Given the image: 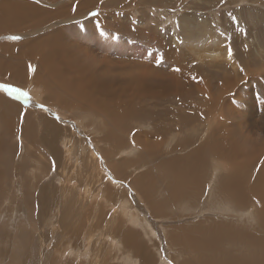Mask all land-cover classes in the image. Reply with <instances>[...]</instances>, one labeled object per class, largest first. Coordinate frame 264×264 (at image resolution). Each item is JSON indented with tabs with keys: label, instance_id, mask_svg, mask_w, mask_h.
I'll return each mask as SVG.
<instances>
[{
	"label": "rangeland",
	"instance_id": "1",
	"mask_svg": "<svg viewBox=\"0 0 264 264\" xmlns=\"http://www.w3.org/2000/svg\"><path fill=\"white\" fill-rule=\"evenodd\" d=\"M29 1L42 4L52 14L49 18L33 17L30 22L18 20L10 26L11 20L2 19L6 9L2 6L3 0H0V57H5L6 53L9 56L5 58L6 62L12 63L9 68L6 66L0 70V84L18 87L30 97L28 101L18 100L0 88V97L7 98L6 104L0 100V264H183V261L184 264H190V261L191 264H205L210 260H215L216 264H221L222 261L226 264H264L262 213L259 209L256 210V203H241L236 198L233 202L222 191L219 192L218 182L222 181V184L226 179L227 183L230 167L217 153L214 155L215 152L210 151L207 159L214 161L205 169L209 175L205 174V178L204 175L200 176L204 181L199 182L201 179H197V182L195 177L191 176V179L188 176L189 180L186 179L181 188L174 177L157 173L155 175L154 167H159V164H152L153 167L147 164L150 166H147L149 170L154 171L143 170L138 157L142 146L133 136L135 131L130 136L119 134L126 142H131L128 148H115L117 142L111 145L108 138L107 141L102 140L106 136H101L103 128L109 130L115 127L108 121L112 117L105 114L106 110L102 109L101 112L92 103V106L88 105L86 101L89 99L73 88L66 87L59 100L50 98L43 90L44 82L33 80L36 74L47 71L44 70L39 52L49 47L50 43L44 42L47 37L51 36L50 42L56 36L70 42L81 39L82 45L98 57L107 56L110 59L106 69L110 78L122 74L124 68L142 66L152 68L154 71H151L157 72V75L160 73L156 69L166 77L174 75L186 82L188 78L193 79L191 84L195 87L201 88L202 84L211 89L215 97L222 95L225 103L219 102V106L215 108L213 122L216 124L219 119H224L234 127L232 118L236 117L235 122L245 125L242 127L250 139L243 141V149L246 156L250 153L252 157L253 154L262 152L260 147L264 148V0ZM26 11L31 14V10L25 7L19 15ZM17 35L21 37L20 40L9 39ZM2 45H10V49ZM229 45L233 49L231 59L228 58ZM29 49L32 51L26 52ZM13 51V56H10ZM14 61L20 64L15 65ZM7 68L11 74L7 73ZM177 68L180 70L176 71ZM135 71L139 73L141 70L131 69L129 74L124 73L120 77L138 75ZM13 74L20 80L14 78ZM23 77L25 78L21 80ZM199 96H193L189 103H199L198 100L203 95ZM8 103H12V107L9 108ZM164 104L170 109L180 107L174 101ZM181 110L185 115L191 108ZM227 110V116L223 117ZM232 112L236 114L233 115ZM43 116L51 123H56L57 131L59 130L56 133L59 138L56 134L53 137L50 132L48 139H55L46 140L47 143L42 138V127L39 126V120ZM239 117L242 118L238 119ZM159 120L175 122L174 117H160ZM141 125L144 131L154 130L152 123ZM141 125L133 126L132 122L121 120L118 129L129 127L136 130ZM181 128H185L184 125ZM183 130L182 134L177 131L165 136L160 133L151 134L149 139H158L152 146L158 153L160 150L166 153V145L171 137L183 142L187 134L193 131L189 127ZM228 130L229 133H235L230 127ZM206 135L210 137L208 131ZM198 138L199 134L192 137L193 141ZM255 142L260 149L254 147ZM251 147L259 152H253ZM175 153L176 151L172 156ZM210 156L214 158L210 159ZM240 156L242 155L239 153L242 161L247 159ZM257 159L261 161L256 160L255 166L261 162L259 166L264 165L261 155ZM217 160L222 164L215 166ZM111 161L113 164L110 165ZM114 162L123 164V169L119 168L117 174L113 171L117 167ZM124 162L127 163L125 166ZM178 165L180 169L181 164ZM201 165L203 164L199 167ZM254 167L251 166L252 171ZM256 168L258 166L255 170ZM263 171L259 174L261 179L258 178L260 185L264 184ZM143 173L147 174L144 177L146 180L135 178ZM119 177L124 178L123 182ZM188 182L190 189L187 188ZM154 183L158 185L153 187ZM199 183L202 190L197 188ZM191 184H195L198 194L202 191L203 198L195 192V187L191 188ZM165 186L174 190V197H168ZM154 190L159 194H154ZM186 190H191L192 193L188 194ZM151 192L152 197L156 195L152 200L157 198L156 202L153 201L154 204L166 201L165 206L162 204L165 209L162 210L161 205H154L152 200V203L148 201ZM212 192H218L222 197L216 193L218 196L215 198L214 194L211 195ZM182 193L188 195L185 197V204L178 203ZM193 194L198 196L193 197ZM208 194L210 196H206ZM158 195L166 200L159 198L162 200L159 201ZM175 197L176 201L173 199ZM208 197L215 198V201ZM196 198L207 204L201 202L200 206H203L200 207ZM189 200L198 202L195 205L199 208L195 205L197 209L191 208L193 203ZM211 201L217 204L216 207L219 205L218 209H214ZM188 206L191 209L188 210ZM228 213L229 216L231 213V218L227 216ZM222 215L225 217H222L224 224L225 221L228 222L226 227L223 222H219L222 221ZM207 216L209 220L211 216L213 224L207 220ZM214 217L215 220H218L217 217L221 220L214 222ZM219 223L220 226L223 224L221 228ZM218 227L222 231L216 230ZM196 230L201 233L196 234ZM128 233H133L134 236L129 239ZM213 235L218 236L221 241L213 240ZM196 236H199V240ZM243 236L249 238L243 239ZM226 238L228 240L225 241ZM257 238L261 240L258 241ZM206 240L207 243L204 242ZM205 245H212V248ZM211 256L215 257L211 259ZM206 258L207 262H204ZM214 262L212 263L215 264Z\"/></svg>",
	"mask_w": 264,
	"mask_h": 264
},
{
	"label": "bare ground",
	"instance_id": "2",
	"mask_svg": "<svg viewBox=\"0 0 264 264\" xmlns=\"http://www.w3.org/2000/svg\"><path fill=\"white\" fill-rule=\"evenodd\" d=\"M41 5L42 4L34 3V2L29 1V0H3V5L2 6L6 10L4 12V15H3L2 19H6L7 20V18H8V20H11V22L9 24L11 26L13 23H16L18 20H26L27 22H30V19L33 18V17H36V16L39 17V18H40V16H47L49 18L52 13H49V10L47 8L45 9ZM25 7H28L31 10V14L28 11H26V12H23V15H19V14H21V11L25 9ZM40 24H43V22H40ZM47 38L45 39L44 42L45 43H50L49 47L46 50H40L39 51L40 54H41V57H42L44 70H47V71H43V73L36 74V76H34L35 79H33V80H35V82H40V83L44 82L43 90H44V92H46L47 96H49L50 98L59 100V99L62 98V94L64 93V89L66 87L73 88L74 90L79 91L82 96L84 94L87 97V99H89V101H86L88 105L92 106V104H93L101 112L103 111L102 109H104V110H106V113H105L106 115L114 118V119H112V118L108 119V121L110 123H112L113 125H115V127L111 128L109 130H107L106 128H103V129L101 128L102 129V131H101L102 135L101 136H106V137H103V139H102L103 141H107V138H108V143H110L111 145H114V143L117 142L116 145H115V148L116 147H123V146H125V148H128L129 145L131 144V142H129V141L126 142L119 134L121 133V134H126L127 136H130L135 131L133 136H134L135 140L137 142H139L141 144V146H142V152L139 153L138 157L140 159V162H141V165L143 167V170L144 169L146 171L149 170V168H150V166H152V164H154V165L159 164V167H158V165L156 167H154L155 175L157 173V174L164 175L166 177L167 176H172V177H174V179L177 180V182L180 184L181 188H183L182 184H184L185 180L188 179L187 178L188 176H190V178H191V176H192V178L195 177V179L197 181V179H201L202 178V177H200L201 175H204L203 178H205L206 175H209V174H206L207 172H205L206 171L205 169H206L208 164H209V166H211L212 165V161H214V160L209 161V159H207V158L210 155V151L215 152L214 155H216V153H217L218 157H221L222 160L224 159L226 161V163L229 164V167H230V170L228 169V174H227V178L229 179L227 181V183H225L226 179L223 181L222 184H220L222 181L218 182V184L220 185L219 186V188H220L219 192L222 191L225 194L226 197H229L232 200L236 198V200H238V202L240 201L241 203H243V202L256 203V205H257L256 207H258V208H256V210L259 209V211H261L262 220H264V184H262V185L258 184V178H260L259 174H260L261 171L264 170V165L259 166V164H261L262 162L259 163L257 165L258 168H256V170H255V167H257V166L254 165V163H257V161L259 160V159H257V157H259L260 155H261V158L264 159V148L260 147L262 152H260L258 154L256 153L255 155L253 154L252 157L250 156V153H249V156L245 155V152H244L245 149H243V141H246L245 139H247V141H248V139H250V138H249L248 134H246L244 132L243 127H245V125L243 126L240 123L235 122V120H236L235 116H234L235 118H232V122H234V124H233L234 127H231L232 125H229L227 123V121H225L224 119H219L216 122V124H214V122H213L214 118H213L212 114H213L215 108L219 106V102H222V104L225 103V100L223 99L222 95L220 97H215L213 92L211 91V89H208L207 87H204L202 84H201V88L195 87L194 84L193 85L191 84L194 81L193 79H189L188 78V81L186 82V81H183L181 79H178L174 75L166 77V76H163L164 73L162 71L159 72L160 70L156 69L158 71V73H160V74L157 75V72H153L154 70L152 68H144L142 66H132V67H130L128 69L124 68V71H123L122 74L116 75V78H110L107 75V72H106V69L108 67V63H109L110 59L107 56L102 57V58L98 57L93 51H90L89 49H87L86 47H84L82 45V43H81L82 40L81 39H79V40L76 39L79 42H77L75 40L70 42L69 40H66L65 38H63L61 36H56V37H54L52 39V42H50L51 36H49ZM74 43H76V45H74ZM23 45L26 46V43H23ZM77 45H79V46H77ZM2 46L4 48H8L9 47V49H10V45H2ZM22 49L27 50L28 47L27 48L22 47ZM31 51L32 50L29 49L26 52H31ZM4 54H5V57H0V70L3 69V67H6V66L8 67L10 64H12L11 62H6L5 58L9 57V56L6 53H4ZM13 54H14V51H13V53L10 54V56H13ZM9 59H11V58H9ZM18 64H20V62H15V65H18ZM15 65L13 64V66H15ZM8 68H7V71H8L7 73L11 74V72H9ZM135 68H136L137 71L141 70L139 73L135 71L136 73H138V75L134 74V76H131V77H128V78H124V77L121 78L120 77V76H123L124 73L125 74L126 73L129 74L130 70L131 69H135ZM151 69L153 71H151ZM20 71H21V69H20ZM147 71H150V72H147ZM5 72H6V70H5ZM12 76L14 78L18 79L14 74ZM24 78L25 77H23L21 80H23ZM32 78H33V76H32ZM18 80H20V79H18ZM25 80L27 81V79H25ZM199 81H201V80H199ZM223 82H225V80ZM196 95H198V96L199 95L200 96L203 95V98L198 100L199 103L190 104V103H192V101L189 103V100L192 99V97L196 96ZM0 100L1 101H5V104L7 102V98L5 96L0 97ZM195 100H197V99L195 98ZM170 101H174V102H176V104L178 103V105L180 107L179 106H177L179 108H173L172 107L173 109L172 108L171 109L167 108L166 107L167 104H164V103H168ZM8 107L9 108L12 107V103H8ZM188 107H190L191 110L190 111L188 110V113L183 115V111L181 109L182 108L183 109L184 108H188ZM226 109H227V107H226ZM227 112H228V110L226 111V113L224 114L223 117L227 116ZM235 114L236 113H233V115H235ZM160 117H164L165 119L174 117L175 118V122H173V121H162V120H159ZM241 118L242 117H239L238 119H241ZM238 119H237V121H239ZM121 120H125V121L127 120L129 122H132L133 126L136 125V124L137 125H141V124L152 123L153 126H154V130L155 131L154 130L152 132L144 131L142 129L143 125H141L140 128L136 129V130L131 129L129 127H126V128H123V129H118V126H119V123L121 122ZM193 121L195 123H197L200 126V128H197L198 125L196 124L197 125L196 126ZM181 125H184L185 128H183V129H186V127H189V129L193 130V131L191 133L187 134V136L184 138L183 142L182 141L181 142L177 141L175 138L171 137L169 139L167 145H166V147H167L166 149H168V150H166V153H163L162 150H160V152L158 153L156 151V149L154 148V146H152V145L157 143L159 140L158 139L151 140V139H149V136L151 134H159V133L161 134V136H165V135L171 134V133L176 132V131L179 132L180 134H182L183 131H185V130H183L181 128ZM39 126L42 127V129H41L42 138L45 139L46 143H47V141H51V139L59 131V130L57 131V129H58L57 128V124L56 123L55 124L51 123L48 120V118H45L44 116L39 120ZM228 127H230L233 130H235V133H229ZM181 130H182V132H181ZM206 131H208V133L210 134V137L206 135ZM50 132L53 133V134H51L53 137L52 138L49 137L50 139H48V135L50 134ZM180 134H177V135H180ZM197 134H199V138L197 139V141L195 140L196 141L195 142V141H193L192 137L197 135ZM206 136H207V138H206ZM58 138H59V136H58ZM53 139H55V138H53ZM251 139H252V137H251ZM33 140H34V138H33ZM53 141L55 142V140H53ZM184 142L188 143L189 145L188 144L186 145V143H184ZM256 142L253 145H254L255 148H258ZM245 144H247V143H245ZM259 144L260 143H258V145ZM48 145H50V144H48ZM184 145H186V146H184ZM249 146H251V143H250ZM254 147H251V150L253 152L257 151ZM260 148H258V149H260ZM181 149H185L187 151H181ZM174 151H176V153H175L174 156H172ZM257 152H259V151H257ZM161 153H163V155ZM239 153H240V155H242L245 158H247V159H245L246 161L245 160L242 161L239 158ZM226 154H228V157H227ZM242 156H240V157H242ZM124 157H126V156H124ZM162 158H164V159H162ZM211 158H214V157L210 156V159ZM114 161H117V160H114ZM220 161H218V160L215 161L216 162L215 166L221 165L222 163H219ZM259 161H261V159ZM136 163H137V161L134 164H136ZM111 164H113V161H111L110 165ZM116 164H117V162L116 163L114 162L115 166H116ZM126 164L124 162V166ZM147 164H150V166L147 165ZM178 164H181L180 169L182 171L179 169V165ZM200 164H203V165H201V167H199ZM251 166L252 167L255 166L253 168L254 171L251 170ZM136 167H137V165H136ZM139 167H140V165H139ZM119 168L123 169V164L122 163H118L117 167L113 168V171L115 172V174H117ZM137 169H138V167H137ZM150 170H152V169H150ZM154 170H152V171H154ZM119 171H121V170H119ZM124 171L126 172L127 170H124ZM127 175H128V173H127ZM117 176H120V175L118 174ZM146 176H147V174L143 173L140 176H137L135 178L139 177V179H142V178H144ZM125 178H126V176H125ZM221 178H223V175L221 176ZM123 179H121L120 181L123 182L122 181ZM135 180H136L137 183H139L138 179H135ZM144 180H146V178H144ZM151 180H153V178H151ZM167 180H168V178H167ZM191 181L193 182V180H191ZM198 181L202 182V181H204V179L203 180L201 179V180H198ZM263 181H264V178H263ZM174 183H176V182H174ZM214 183H215V181H214ZM259 183H261V180L259 181ZM134 185L136 186V183H134ZM156 185H158V184L154 183L153 187H155ZM189 185H190V183L188 182V184H187L188 187L187 188L190 189ZM194 185H192L193 187L191 186L192 189L195 187ZM196 185H197V183H196ZM199 185H201V184L199 183L197 188L201 189L202 187L199 188ZM180 186H179V188H180ZM203 187H204V185H203ZM136 188H137V186H136ZM197 188H196V190H197ZM222 189H226V190H222ZM145 190H147V189H145ZM196 190H195V192L198 194L199 190H197V191ZM156 191H158V190H156ZM173 191H174L173 189H170L168 186H165V192H166V194H168L169 198H170L171 195H172L171 197H174L173 194H172ZM152 193L153 192H151V195H150L151 198L150 199L147 198V200L149 199L148 201L152 200L153 197L154 198L156 197V195L152 197V195H153ZM156 193H158V192H156ZM156 193H155V190H154V194H156ZM184 193L180 194L181 200H179L178 203L183 204L185 202V200L187 199L185 197L188 196V195H186ZM186 193L190 194V193H192V191L191 190H188V191L186 190ZM216 193H218V192H216ZM216 193L212 192L211 195L213 196V194H214V197L217 198L218 195L220 196V193H218V195H216ZM65 194H67V192ZM197 194H195V195L193 194L192 196L195 197ZM199 194L202 196V191ZM42 195H44V193ZM162 196H164V194ZM206 196H210V195L208 194ZM220 197H222V196H220ZM159 198H160V196L158 195V199ZM176 198L177 197H175L173 199H175V201H176L177 200ZM202 198H203V196H202ZM56 199H57V197H56ZM127 199H125V200H127ZM160 199H162V198H160ZM160 199H159V201L166 200V199H162V200H160ZM173 199H171V200H173ZM196 199H198V198H196ZM208 199L209 200H211V199L214 200L213 197L211 199L208 197ZM154 200H152V202ZM156 200H157V198H156ZM156 200H155V202H156ZM171 200L169 202H171ZM219 200H218V202H219ZM189 201H192V200H189ZM152 202L150 201V203H152ZM165 202L166 201H164L162 204H164ZM201 202L199 200V203H200L199 206L201 205ZM205 202L206 201L202 202V204H207ZM213 202L211 203V205L214 206V209H218L219 205L216 207L217 204L215 205V203L213 204ZM223 202H225V204H227L226 201H223ZM229 202H231V201L229 200ZM233 202H234V200H233ZM187 203L191 204V202H187ZM192 203H193V201H192ZM197 203L198 202L193 203V207H191L189 204L188 205L191 208H196V207H194V205L197 204ZM153 204H154V202H153ZM162 204L158 202V204H156V206H160V205L162 206ZM165 204H164V206H165ZM197 205H195V206H197ZM220 205H222V204H220ZM233 205H235V204L233 203ZM189 206H188V210L190 208ZM202 206H200V207H202ZM212 206H211V208H212ZM229 206H230V203H229ZM248 206H249V204H248ZM162 207H160V208H162ZM207 207H206V209H209V210L211 209L210 207L209 208H207ZM156 208L158 210H160V212H161V209H159L158 207H156ZM156 208L153 207V209H156ZM197 208H199V207L197 206ZM224 208H226V207H224ZM163 209H165V207H163L162 210ZM229 209H230V207H229ZM211 210H213V209H211ZM222 210H223V208H222ZM160 212H157V213L160 214ZM218 212L219 211H216V213H218ZM225 213L226 212H224V214ZM129 214H130V212H129ZM258 214H260V213H258ZM227 216H229V213H228ZM129 217H132V216L130 215ZM222 217H224V216L222 215L221 218ZM229 217L231 218V213H230ZM207 218H208V216H207ZM228 218H226V219H228ZM215 219L216 218L214 217V220ZM217 219L218 220H215L214 222L217 221V223H218L220 217L219 218L217 217ZM207 220H209V218ZM210 220H211V216H210ZM219 222H223V218H222V221H219ZM225 223L228 224L227 221H225ZM263 223H264V221H263ZM223 224H224V222H223ZM223 224H221V226H220V223H219L218 226L221 228ZM226 224H224L225 227H226ZM256 224H258V223H256ZM182 226H179V227H182ZM211 226H213V225H211ZM176 227L174 229H176ZM208 227H210V226H208ZM225 227L223 226V228H225ZM218 228L216 230L222 231L220 228L219 229ZM177 229H179V228H177ZM183 229L186 230L185 227ZM210 229L214 230L215 228L214 227L213 228L210 227ZM184 230H183V233H184ZM200 230H202V229H200ZM224 230H226V228ZM224 230H223V232H224ZM177 231H175V232H177ZM204 231H205V229H204ZM220 231L218 233H220ZM196 232L197 233H201V231H197V230L195 231V233ZM226 232L227 231H225V233ZM228 232H229V230H228ZM172 233L175 234L174 232H172ZM176 234H179V233L177 232ZM212 234H214V233H212ZM128 235H129L128 236L129 239H131L134 236L133 233H131V234L128 233ZM214 235L211 236V238L213 240H216V241L220 240L218 238V236L216 237ZM222 235L223 234H221V237L223 238L224 236H222ZM181 236L182 235H180V239L183 238V237L181 238ZM186 236H187V234L185 235V237ZM209 236H210V232H209ZM123 237L125 239L127 238L126 236H123ZM170 237H171V235H170ZM187 238H189V236ZM193 238H195V237H193ZM198 238H199V236L197 237V239ZM247 238H249V236H243V239H247ZM177 239H176V241H177ZM261 239H262V237H261ZM261 239H258V241L261 240ZM224 240L226 241V240H228V238H226ZM193 241H196V240L194 239ZM255 241H256V239H255ZM204 242L207 243V240L204 241ZM204 242H202V243L204 244ZM211 242H212V240L209 241L208 244L211 243ZM219 242H217V243H219ZM229 242H231V241H229ZM202 243H201V245H203ZM193 244H194V242H193ZM188 245L190 246V244H188ZM199 245H197V246H199ZM250 245H251V243H250ZM191 246H192V244H191ZM205 246H209V245H205ZM201 247H204V246H201ZM201 247L199 246V248H201ZM209 247L212 248V245H210ZM184 249L186 251V248H184ZM251 249H252V247H251ZM260 249H262L261 246H260ZM193 251H195V250H193ZM209 251H211V250H209ZM223 251H225V250H223ZM257 251L258 250H256V252ZM216 252H218V251H216ZM22 253H24V251ZM253 253H254V251H253ZM214 255L218 256V253H215ZM226 255H227V253H226ZM221 256H223V255H221ZM214 257L211 256V259H213ZM262 257H264V250H263V253H262ZM196 258H197V256H196ZM198 258H199V256H198ZM207 258L205 259L206 261L202 260L201 262L202 263L207 262ZM179 259H181V258H179ZM186 260H187V258H186ZM188 260H189V258H188ZM192 260H193V258H192ZM194 260H195V256H194ZM200 260H201V258H200ZM214 261L210 260V262L208 261L205 264H208V263L209 264H213L212 262H214ZM223 263H224V261H222L221 264H223ZM183 264H184V261H183ZM190 264H191V261H190ZM224 264H226V262Z\"/></svg>",
	"mask_w": 264,
	"mask_h": 264
},
{
	"label": "snow or ice",
	"instance_id": "3",
	"mask_svg": "<svg viewBox=\"0 0 264 264\" xmlns=\"http://www.w3.org/2000/svg\"><path fill=\"white\" fill-rule=\"evenodd\" d=\"M95 14V13H93ZM233 20H236L235 17H232ZM241 31H243V29H241ZM9 39L12 40H20L21 37L20 36H11L9 37ZM233 56V49L231 48V46H228V58L231 59ZM162 59V58H161ZM176 71H179L180 69L177 68L175 69ZM34 71V69H33ZM0 88H2L5 92L8 93L9 96H14L16 99H24L25 101H28L30 99L29 94L26 91L21 90L18 87H14L10 84H0ZM41 107H44L43 105H41ZM59 119V117H57Z\"/></svg>",
	"mask_w": 264,
	"mask_h": 264
}]
</instances>
